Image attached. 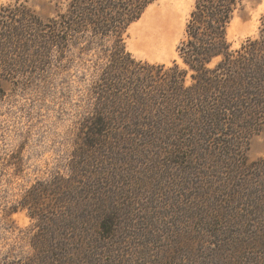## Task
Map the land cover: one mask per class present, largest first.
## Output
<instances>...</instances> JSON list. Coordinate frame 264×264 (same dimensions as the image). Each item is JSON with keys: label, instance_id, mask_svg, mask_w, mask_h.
<instances>
[{"label": "rangeland", "instance_id": "obj_1", "mask_svg": "<svg viewBox=\"0 0 264 264\" xmlns=\"http://www.w3.org/2000/svg\"><path fill=\"white\" fill-rule=\"evenodd\" d=\"M60 1L0 0V8L23 4L45 20L62 8ZM193 8L194 0H156L128 25L124 44L134 60L128 74L133 91L125 100L100 96L108 51L95 45L55 51L47 64L32 48L25 50L24 62L16 54L14 68L26 73L0 81V263L10 248L14 261L30 255L36 239L55 244L66 224L74 227L73 234L71 226L62 231L66 242L83 233L88 237L94 225L78 224L81 213L119 208L134 214L136 223L157 224L151 230L161 239L151 258L135 264H238L240 249L249 261L264 259V123L239 157L201 143L196 149L165 147L167 138L153 135L150 145L137 123L158 117L163 126L166 74L173 65L187 70L179 47ZM263 17L264 0H243L226 28L229 50L259 39ZM145 72L153 79H144ZM190 73L185 86L192 83ZM142 78L153 81L152 88L143 86ZM140 84L142 89L135 87ZM143 88L153 91L148 101L138 97ZM96 107L105 109L110 125L93 135L84 117ZM33 193L37 204L28 199ZM227 212L233 221H226Z\"/></svg>", "mask_w": 264, "mask_h": 264}, {"label": "trees", "instance_id": "obj_2", "mask_svg": "<svg viewBox=\"0 0 264 264\" xmlns=\"http://www.w3.org/2000/svg\"><path fill=\"white\" fill-rule=\"evenodd\" d=\"M154 1L61 0L62 8L45 20H41L23 4L2 6L0 81L26 73L13 66L18 62L16 54L21 56L19 62H24L25 57H28L26 49L32 48L33 53L42 56V62L47 64L55 51L62 54L73 47L87 51L95 45L99 51H108L109 62L107 73L99 77L103 82L101 86L106 90L102 95L97 94L102 98L110 95L125 100L131 96L129 91H133L128 74L132 72L134 60L126 50L124 32ZM242 1L194 0V8L186 26L187 39L179 47L187 70H180L178 65L168 68L172 72L171 76L168 71L166 74L169 79L166 85L170 89L166 91L168 96L164 101L167 117H160L163 126L158 127V121L155 120L158 117L150 119L146 125L137 121L139 128L144 127L150 145L153 135L156 140L167 138L163 143L165 147L181 150L190 146V149H196L201 143V147L206 150L222 153L229 150L239 157L247 149L251 135L264 123V26L259 39L247 40L239 50L230 51L225 39L226 28ZM262 23L264 25V17ZM217 57L219 61L210 66ZM145 66L151 69L155 65ZM188 70H191L192 83L185 86L183 78ZM142 77L153 79L148 72ZM143 78V86L152 88L153 81L146 84ZM135 87L142 89L141 84ZM144 89L138 93V97L148 101L145 98L153 96V91L149 93ZM3 94L0 83V97ZM94 110L84 117L88 122L86 127L93 135L108 130L110 125L105 109L96 107ZM174 134L178 139L173 137ZM28 199L35 200L33 203L37 204L39 197L33 193ZM21 205H28V202L23 201ZM119 209L81 213L76 219L78 224L85 222L94 225L87 231L88 237L83 233L74 236L77 241L66 242L67 237L62 231H67L71 226L70 231L74 233L73 225L66 224L61 230V238L55 244H42V239H36L30 251L31 256H20L17 261L11 258L10 248L0 264H135V259L147 263L151 251L161 239L151 230L157 224L151 219L136 223L134 214L123 213ZM225 218L226 221H233V216L228 212ZM89 236H92V240L86 242ZM260 250L257 249V252H262ZM254 259L249 261V257L239 250L238 264H264V259ZM157 264L162 262L158 261Z\"/></svg>", "mask_w": 264, "mask_h": 264}]
</instances>
